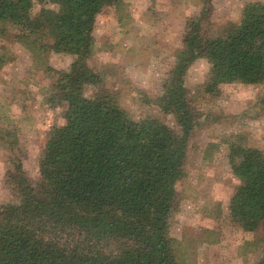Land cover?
<instances>
[{
    "label": "trees",
    "instance_id": "1",
    "mask_svg": "<svg viewBox=\"0 0 264 264\" xmlns=\"http://www.w3.org/2000/svg\"><path fill=\"white\" fill-rule=\"evenodd\" d=\"M211 1L202 0L200 16L186 21L161 93L141 98L173 117L175 131L154 116L133 119L105 87L106 74L89 65L97 15L113 7L124 25V0H0V24L14 28L16 41L54 77L44 102L61 108L64 120L47 135L35 180L12 157L15 132L0 127V143L10 152L0 264H194L170 229L188 142L202 120L198 99L218 96L223 85L264 83V3L246 4L237 24L213 35L203 29ZM53 54L68 57V65L52 68ZM198 59L208 62L209 74L192 95L185 78ZM86 89L94 94L85 96ZM228 145L239 181L228 216L244 232L261 230L245 245L264 264V151Z\"/></svg>",
    "mask_w": 264,
    "mask_h": 264
},
{
    "label": "rangeland",
    "instance_id": "2",
    "mask_svg": "<svg viewBox=\"0 0 264 264\" xmlns=\"http://www.w3.org/2000/svg\"><path fill=\"white\" fill-rule=\"evenodd\" d=\"M264 0H212L203 22L208 34L220 35L237 24L248 3ZM124 25L120 26L113 7L96 17L95 54L89 65L106 74L105 87L117 94L121 106L138 120L154 116L173 130V117L144 105L161 93L163 81L181 47L185 23L200 16L202 0H124ZM36 7L35 11H38ZM0 127L15 132L18 146L12 157L19 158L27 175L38 178V162L49 131L64 123L62 109L44 102L54 77L34 63L32 55L15 39V29L0 24ZM66 56L51 55L55 70L69 63ZM209 74L205 59L188 69L185 83L198 94ZM89 89V88H88ZM85 90V96L94 94ZM264 83L258 86L223 85L216 97L199 100L202 120L191 135L184 165V177L176 188L178 211L170 234L177 239L194 264H256L260 253L247 242L262 237L261 230L244 232L228 216V205L239 181L228 164L229 142L264 151ZM142 98V99H141ZM208 152V155L206 153ZM10 152L0 143V202L7 193L3 178Z\"/></svg>",
    "mask_w": 264,
    "mask_h": 264
}]
</instances>
